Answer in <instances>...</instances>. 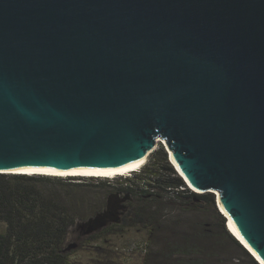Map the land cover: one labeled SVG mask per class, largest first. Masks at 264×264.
Masks as SVG:
<instances>
[{"label":"water","instance_id":"water-1","mask_svg":"<svg viewBox=\"0 0 264 264\" xmlns=\"http://www.w3.org/2000/svg\"><path fill=\"white\" fill-rule=\"evenodd\" d=\"M157 143L264 264V0H0V174Z\"/></svg>","mask_w":264,"mask_h":264},{"label":"trees","instance_id":"trees-1","mask_svg":"<svg viewBox=\"0 0 264 264\" xmlns=\"http://www.w3.org/2000/svg\"><path fill=\"white\" fill-rule=\"evenodd\" d=\"M70 180L75 179L0 174V264H71L77 249L97 242L113 228L142 227L152 235L160 227L165 199L169 202L174 195L190 204H215L214 194L186 187L162 146L131 177L80 178L87 181L85 185L110 188L102 202L87 209L74 206L77 198L70 189L78 186ZM71 238L75 242H68ZM172 251L183 257L173 259ZM167 252L162 264H204L198 257L201 249L194 243L179 244Z\"/></svg>","mask_w":264,"mask_h":264},{"label":"rangeland","instance_id":"rangeland-1","mask_svg":"<svg viewBox=\"0 0 264 264\" xmlns=\"http://www.w3.org/2000/svg\"><path fill=\"white\" fill-rule=\"evenodd\" d=\"M159 146L163 147L161 143H157L155 149L146 157L145 164ZM131 174H125L124 178L131 177ZM69 177L75 179L69 182L78 186L70 189L71 196L77 198L73 203L76 207L87 209L89 204L100 203L110 191V188L104 186L85 185L87 181L80 180L85 177L65 176L64 179ZM114 178L124 179L120 176L109 179ZM186 187L189 189L187 185ZM174 196L169 202L165 199L167 202L160 211V227L152 235L142 227L125 230L113 228L97 242L77 249L71 257V264H162L168 249L173 250L175 246L186 243H194L200 247L198 257L203 258L204 264H254L234 243L237 242L241 247L237 238L227 231V222L218 210L216 196L214 206L211 203L190 204L186 199H175ZM168 197L171 198L172 195ZM68 242L75 241L71 238ZM169 255L173 259L183 257L173 251ZM252 260L255 262L253 258Z\"/></svg>","mask_w":264,"mask_h":264},{"label":"bare ground","instance_id":"bare-ground-1","mask_svg":"<svg viewBox=\"0 0 264 264\" xmlns=\"http://www.w3.org/2000/svg\"><path fill=\"white\" fill-rule=\"evenodd\" d=\"M171 162L174 164L175 168H177L174 160L172 159L171 155L169 156ZM146 160V159H145ZM145 160H143L141 163L135 165V166H132V167H129V168H126V169H122V170H118V171H113V172H109V173H52V172H13V171H5L3 173L5 174H28V175H42V176H50V177H65V176H73V177H92V178H113L115 176H124L125 174L126 175H129L130 173H133V172H137L139 171L144 165H145ZM178 170V168H177ZM179 171V170H178ZM189 189L193 190V191H196L194 190L190 185H188ZM198 192V191H197ZM217 206H218V210L219 212L222 214V216H224V218L226 219V222H227V231L230 233V235H232L234 238L236 237L237 240L242 244L241 247L250 255V253L252 254V258L254 256V258L260 263V264H263L251 251L250 249L242 242V240L229 228L228 224H229V221H230V218L221 210L220 206H219V203H218V198H217ZM232 233V234H231ZM238 242V243H239ZM244 246V247H243ZM246 248V249H245ZM248 250V251H247ZM250 252V253H249ZM253 258V259H254ZM254 259V260H255ZM255 260V262L257 264H259L257 261Z\"/></svg>","mask_w":264,"mask_h":264},{"label":"clouds","instance_id":"clouds-1","mask_svg":"<svg viewBox=\"0 0 264 264\" xmlns=\"http://www.w3.org/2000/svg\"><path fill=\"white\" fill-rule=\"evenodd\" d=\"M193 191V190H192ZM195 192V191H194ZM256 260V259H255ZM257 261V260H256ZM259 263V262H258Z\"/></svg>","mask_w":264,"mask_h":264}]
</instances>
